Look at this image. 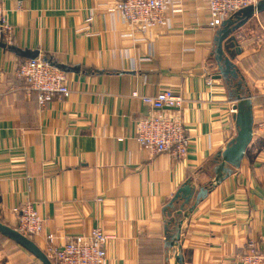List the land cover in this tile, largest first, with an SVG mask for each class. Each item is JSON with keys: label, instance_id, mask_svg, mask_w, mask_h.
<instances>
[{"label": "crops", "instance_id": "0c3cea01", "mask_svg": "<svg viewBox=\"0 0 264 264\" xmlns=\"http://www.w3.org/2000/svg\"><path fill=\"white\" fill-rule=\"evenodd\" d=\"M115 1L0 0L15 34L0 47V264H44L45 235L63 244L94 228L109 237L107 264H234L264 242V10L232 34L235 76L216 78L219 28L202 0H170L145 33ZM38 55L65 73L67 99L40 107L15 78ZM165 87L183 99L182 161L134 140L150 113L141 97ZM236 97L251 125L237 166L218 156L242 129ZM184 185L190 194L171 202ZM25 202L43 229L21 241L14 209Z\"/></svg>", "mask_w": 264, "mask_h": 264}, {"label": "built area", "instance_id": "2783aa9c", "mask_svg": "<svg viewBox=\"0 0 264 264\" xmlns=\"http://www.w3.org/2000/svg\"><path fill=\"white\" fill-rule=\"evenodd\" d=\"M206 6L208 18L206 26L217 29L220 25L245 7H255L261 0H202ZM170 0H116L112 10L121 17L129 29H138L145 33L150 28L163 24L165 12ZM14 28L0 8V47L10 46L14 38ZM17 80L24 83L28 94L37 98L40 107L67 99L70 87L65 73L60 67L41 56L26 59L19 63L14 72ZM141 102L150 113L134 121V140L150 156L169 155L173 159L183 160L189 149L186 129L181 123L182 97L172 89L165 87L154 95L142 96ZM230 108V114L236 110ZM17 217L16 232L21 236L36 237L42 232V223L38 212L30 202L14 209ZM109 239L99 228L87 235H75L59 244L51 234L44 236L45 256L50 264H107L106 241ZM234 264H264V242L258 246L250 240L246 250L235 259Z\"/></svg>", "mask_w": 264, "mask_h": 264}, {"label": "water", "instance_id": "95a60500", "mask_svg": "<svg viewBox=\"0 0 264 264\" xmlns=\"http://www.w3.org/2000/svg\"><path fill=\"white\" fill-rule=\"evenodd\" d=\"M264 10V0H261L255 7L248 6L244 9L238 11L236 14H234L232 17L228 18V20L224 21L217 31L216 37H215V43L217 45L216 49V60L221 63L219 65V71L220 73L217 74L215 77L220 78L221 75L224 76H235L234 67L232 64V60L235 56V54L238 53V51L232 50L235 46V38L232 36V34L239 29V27L243 26L244 23L251 18L254 14L260 13V11ZM236 104H234L233 109L236 110V120H239V118L243 117L241 125L242 129L240 130L238 134V138L236 139V142H233L231 144V147L225 149V151L219 153V157L222 158L227 163L233 164L235 166L238 165L239 161L242 159L243 152L249 142V139L251 137V125H250V114L245 113L243 109H241L242 105L247 103V100H241L240 98L236 97ZM229 174V172H227ZM226 174V175H227ZM223 178V177H222ZM217 178L216 182L219 181ZM190 191L188 190V186L184 185V187L180 188L177 192V194L174 196L171 202L177 200V199H183L186 197V195H189ZM207 194V191L203 188H200L199 193L195 197V203L200 201L202 198H204ZM13 232V231H12ZM14 238L17 240L23 241L25 237L21 236L17 232H13ZM174 245V244H173ZM172 245V246H173ZM40 258V255H39ZM41 259L44 261V264H50L49 260L46 259V257L42 254Z\"/></svg>", "mask_w": 264, "mask_h": 264}]
</instances>
